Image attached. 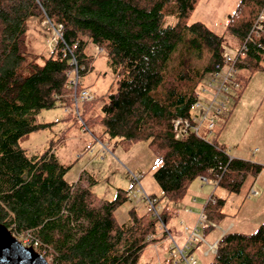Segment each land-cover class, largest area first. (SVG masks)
<instances>
[{
	"label": "trees",
	"instance_id": "trees-1",
	"mask_svg": "<svg viewBox=\"0 0 264 264\" xmlns=\"http://www.w3.org/2000/svg\"><path fill=\"white\" fill-rule=\"evenodd\" d=\"M171 2L180 15L165 27L164 8ZM199 2L0 0V222L19 240L28 237L37 243L50 264H140L144 251L166 237H158L159 219L151 211L141 214L132 207L127 222H118L116 211L129 199L128 192L119 190L115 199L100 200L82 179H65L70 166L52 147L30 156L19 146L32 132L51 127L36 123L42 110L62 107L72 109L69 117L75 114L70 73L74 59L84 68L80 81L92 69L86 53L90 44L117 69L118 90L108 93L100 108L96 98L82 101L76 121L85 127L101 125L111 139L149 143L161 189L159 196H149L161 207L166 224L169 203L184 199L200 177L239 192L249 175L256 179L263 171V165L229 156L217 138L197 134L198 114L191 106L223 64L230 46L226 35L237 41V50L244 46V56L237 62L239 88L230 93L232 109L217 122L219 133L252 76L264 72V0H239L223 35L201 22L190 23ZM35 16H44L62 33L56 52L43 58V65L26 58L27 21ZM177 120L182 121L176 128ZM213 198L203 210L209 222L219 225L227 216L226 201ZM203 231L213 228L204 225ZM207 264H264V223L252 233L230 229Z\"/></svg>",
	"mask_w": 264,
	"mask_h": 264
},
{
	"label": "rangeland",
	"instance_id": "rangeland-1",
	"mask_svg": "<svg viewBox=\"0 0 264 264\" xmlns=\"http://www.w3.org/2000/svg\"><path fill=\"white\" fill-rule=\"evenodd\" d=\"M238 2L239 0H200L190 23L201 22L223 35L228 16L234 12ZM164 14V26H173L180 15L179 6L174 2L168 3ZM27 24V61L43 65V58L50 56L54 29L44 16L31 17ZM226 38L230 40L227 50L233 55L237 51L238 43L232 36L226 35ZM86 53L92 57V69L81 78V86L90 90L100 108L106 95L118 90L117 69L109 66L107 54L93 44L87 46ZM233 101L231 96V109ZM65 116L67 119L64 120ZM36 123L52 125L49 129L32 132L19 142V146L30 156L52 147L59 160L70 166L65 179L69 182L82 179L90 185L91 191L100 200L115 199L119 190L128 192L129 199L117 210L121 209L129 216V209L135 207L139 213L144 214L148 209L139 189H143L148 195L161 194L154 178L157 158L148 142L130 143L111 139L103 134L101 125L85 127L81 120L76 121L75 114L69 117L62 107L42 110L36 116ZM219 127L217 124L215 129L209 132L204 124L201 135L208 140L217 138L218 144L232 158H238L234 156L236 150L235 153L242 157L238 159L264 166V72H257L252 76L220 133ZM104 144L108 145L107 150L103 147ZM133 175L140 177V185L132 180ZM90 179H94L96 183L91 185ZM192 185L191 191L188 192L199 193L201 205L206 202V196L210 195L223 197L226 201L224 212L227 216L218 228L213 229L215 234H205L202 225H197L199 235L208 243H214L230 222L236 225L234 230L243 233L255 232L264 223V169L256 179L249 175L239 192H228L216 185L202 183L198 179ZM254 191H258L260 195H254ZM182 201L183 199L169 203L171 219L167 228L173 239L183 246L184 241L188 239V232L184 228L193 229L203 210L197 208L198 214L185 220L183 214L179 213V203ZM193 219H196V222ZM164 235L167 234L162 232L159 237ZM195 243L199 244V249L193 253L194 257L198 264H207L212 259V255L204 256L208 246L204 242ZM171 245L172 240L167 236L159 244L149 246L144 251L140 264H172L169 256Z\"/></svg>",
	"mask_w": 264,
	"mask_h": 264
},
{
	"label": "built area",
	"instance_id": "built-area-1",
	"mask_svg": "<svg viewBox=\"0 0 264 264\" xmlns=\"http://www.w3.org/2000/svg\"><path fill=\"white\" fill-rule=\"evenodd\" d=\"M259 20H263V16L261 15ZM53 29L54 36L53 41L50 44V54H54L57 50V45L59 44V40L62 39L61 27H55L50 21L47 20ZM244 46L240 47L235 54H231L229 52H225L223 54V64L219 66L210 77L205 82V85L202 88V92L200 94L199 100L191 106V111L197 113L198 115L194 117V121L197 123L195 126V131L197 134H201V128L204 124H206V128L209 132H212L222 114L227 112L229 108V103L231 102V90L238 89L239 83L236 82L237 79V62H239V58L244 56ZM74 64L76 67L70 73L69 85L75 92V101H74V111L76 115L79 116V104L84 100H93L94 95L88 89L80 90L81 81H80V69L79 65L74 59ZM67 112L70 109H66ZM182 120L176 121V128L179 126ZM185 125H188L189 122L186 120L183 122ZM182 133L178 132L176 137H181ZM132 180L140 185V177L133 175ZM201 182L206 184H214L213 181L206 179L205 177H200ZM143 194V198L147 205V209L152 212V214L159 219V227L160 229L170 236L172 240V245L170 248V257L172 259V264H198V260L190 253L191 248L196 244L195 242H204L208 246V251L206 255L209 253H215L217 250V242L215 244H208L204 238L199 235L197 225H209L212 227H217L215 224L209 222L207 220V216L203 212L198 219L196 226L193 229L185 227V230L188 232V239L185 246H179L172 236L169 234L167 226L163 219L160 217V210L157 207L156 200L151 198L148 194H146L143 189H139ZM23 242L27 246H32L37 248V243L33 244V241L26 237Z\"/></svg>",
	"mask_w": 264,
	"mask_h": 264
},
{
	"label": "water",
	"instance_id": "water-1",
	"mask_svg": "<svg viewBox=\"0 0 264 264\" xmlns=\"http://www.w3.org/2000/svg\"><path fill=\"white\" fill-rule=\"evenodd\" d=\"M0 264H50L32 246L24 245L0 222Z\"/></svg>",
	"mask_w": 264,
	"mask_h": 264
},
{
	"label": "crops",
	"instance_id": "crops-1",
	"mask_svg": "<svg viewBox=\"0 0 264 264\" xmlns=\"http://www.w3.org/2000/svg\"><path fill=\"white\" fill-rule=\"evenodd\" d=\"M235 152H236V150H235ZM235 152H234V154H235L234 156L235 157L242 158V157H240V155H237L238 153H235ZM255 160H256V157H255ZM82 184L84 186H89L86 183H84L83 181H82ZM201 186H203V184ZM254 192H256V194L254 193V195H260L258 191H254ZM199 195L200 194L197 193V192H190V193L188 192L187 195H186V197L183 199V201L179 203V213H182L183 214L184 219L185 218L186 219H189L190 217H193L195 214L197 215L198 213H197L196 209L200 207L201 208L200 211H202L203 208H204V206H205V204L207 203V201H209L210 198L212 197V195H210L209 197L206 196V198H207L205 200L206 202L201 205V203H199V198H198V197H200ZM195 211H196V213H195ZM116 217H117V220H118V222L120 224H124L129 219L128 214L125 213V212H123L121 209H119V210L116 211ZM193 220H194V222H196L195 221L196 219H193ZM235 226H236L235 224H233L232 222H230L228 224L227 228L224 231L227 232L230 229H233ZM179 233H180V231H179ZM211 233L215 234L216 232L215 231H212ZM159 234H158V237H159ZM160 242L161 241L157 242L156 244H159ZM186 242H187V239H186V241H184V245L186 244ZM180 246H182V245H180ZM194 249H195V251H197L199 249V247L197 245H195L194 246Z\"/></svg>",
	"mask_w": 264,
	"mask_h": 264
}]
</instances>
